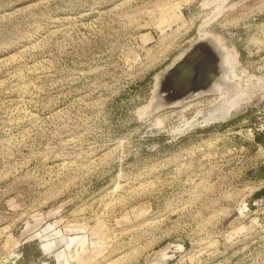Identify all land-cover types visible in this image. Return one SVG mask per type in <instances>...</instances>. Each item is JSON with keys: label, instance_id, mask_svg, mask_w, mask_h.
Returning a JSON list of instances; mask_svg holds the SVG:
<instances>
[{"label": "rangeland", "instance_id": "1", "mask_svg": "<svg viewBox=\"0 0 264 264\" xmlns=\"http://www.w3.org/2000/svg\"><path fill=\"white\" fill-rule=\"evenodd\" d=\"M0 264H264V0H0Z\"/></svg>", "mask_w": 264, "mask_h": 264}, {"label": "water", "instance_id": "2", "mask_svg": "<svg viewBox=\"0 0 264 264\" xmlns=\"http://www.w3.org/2000/svg\"><path fill=\"white\" fill-rule=\"evenodd\" d=\"M237 1L239 0H227V3L232 4ZM210 46L205 41L194 42L174 64L161 72L158 79L156 106L178 102V99L191 90L205 92L212 82L220 77V72L214 69L220 55ZM167 80L170 83L169 87L164 84Z\"/></svg>", "mask_w": 264, "mask_h": 264}, {"label": "bare ground", "instance_id": "3", "mask_svg": "<svg viewBox=\"0 0 264 264\" xmlns=\"http://www.w3.org/2000/svg\"><path fill=\"white\" fill-rule=\"evenodd\" d=\"M232 4H234V3H232ZM207 37V36H206ZM198 41H205V43L208 45V46H212V47H214V49L216 50V51H218V47H217V45H216V43H214V40H213V38H204V39H200V40H198ZM210 46V47H211ZM187 50V49H186ZM185 50V51H186ZM184 53V52H183ZM182 53V54H183ZM218 53H219V51H218ZM219 55H220V53H219ZM181 57V56H180ZM179 57V58H180ZM178 58V59H179ZM178 59H176L172 64H174ZM225 62H224V60H223V58L221 57V55H220V59H219V61L216 63V66H215V68L214 69H216V71H219L220 72V75H221V77L223 78L225 75V72H226V67H225V64H224ZM172 64H170L169 65V67L172 65ZM219 69V70H218ZM228 73V72H227ZM166 78V77H165ZM219 79V78H218ZM217 79V80H218ZM214 83V84H213ZM164 84H165V86H167V87H169L170 86V83H169V81L167 80L166 82L164 81ZM213 85H217V86H219V88L220 87H222L223 86V83H222V85L220 86L219 85V83L216 81V80H214L213 82H212V85L208 88V89H206V91L205 92H203V91H197V92H195L196 90H191V91H189L188 93H186L183 97H181L180 99H178L179 101L178 102H184V101H187V100H189V99H191L192 97H194V95L196 94L197 95V93H203V94H205V93H207L208 91H210V89L212 88V87H214ZM224 85H225V83H224ZM217 86H215L217 89H218V87ZM224 87V86H223ZM228 88V87H227ZM175 92H178V91H176V89L175 88H172ZM171 89V90H172ZM212 89H214V88H212ZM211 89V90H212ZM216 90V89H215ZM174 92V93H175Z\"/></svg>", "mask_w": 264, "mask_h": 264}]
</instances>
